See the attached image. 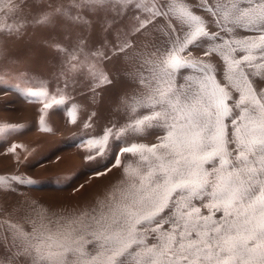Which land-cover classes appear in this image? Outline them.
<instances>
[{"label": "snow or ice", "instance_id": "obj_1", "mask_svg": "<svg viewBox=\"0 0 264 264\" xmlns=\"http://www.w3.org/2000/svg\"><path fill=\"white\" fill-rule=\"evenodd\" d=\"M26 5L0 0V36L58 21L100 27L95 40L78 33L65 36L69 44L53 45L62 88L49 92L46 81L36 88L34 78L20 77L25 94L42 104L41 130L50 131L49 109L63 107L68 122L77 124L81 108L69 85L86 83L95 98L113 84L106 65L114 59L131 64L126 75L143 91L121 97L126 123L84 141L87 160L106 156L114 145L116 166L120 155L136 158L123 168L121 186L92 214L57 221L54 232L43 223L27 231L0 222V264H264V0H69L57 6L32 0L31 20ZM160 18L167 25L162 34ZM193 49L208 59L192 56ZM9 77L0 76V87ZM96 115L84 129L93 128ZM152 133L154 143H126ZM13 182L34 183L0 176L5 190H14Z\"/></svg>", "mask_w": 264, "mask_h": 264}, {"label": "rangeland", "instance_id": "obj_2", "mask_svg": "<svg viewBox=\"0 0 264 264\" xmlns=\"http://www.w3.org/2000/svg\"><path fill=\"white\" fill-rule=\"evenodd\" d=\"M69 0H44L45 5L54 6L67 4ZM189 5H195L198 0H186ZM32 0H27L24 16L32 19L37 11L31 7ZM31 8V12H30ZM196 14L205 15L194 9ZM82 15L89 21H94L87 12ZM206 19H209L205 16ZM163 18L158 20L159 33L166 28ZM215 31L214 26H209ZM100 31L98 24L64 25L58 21L48 28H39L31 24L25 26L18 36H0V47L5 49V55L0 56V76L10 74L5 81V87H0V176L23 177L34 181L32 184L12 183L14 190H5L8 184H0V222L5 220L31 231L32 223H43L53 232L57 221L64 224L83 214H92L101 202H106L110 195L121 186L124 180L123 168L135 162L131 154L120 155V166H116L119 146L114 145L109 154L87 160L89 155L84 141L90 135L101 134L105 126L117 127L126 123L129 114L121 104V97L128 93L143 91L139 84L132 83L126 75L131 71V64H125L123 57L107 63L113 84L93 98L86 83L77 81L69 85L68 93L72 101L77 103L81 111L78 113V123L68 122L66 111L62 108L49 109L45 116V126L50 131H43L39 125L42 104L36 98L26 95L21 82V76L34 78V87L40 86V81L47 82L49 92H55L57 86L64 85V78L59 76L61 62L53 47L56 43L69 44L65 36L75 39L79 33L82 36L91 34L93 40ZM243 35V33H241ZM163 39V36H159ZM131 54V53H129ZM192 56L207 60L203 51L191 50ZM188 55V53H184ZM213 62L222 64L219 57H213ZM13 83L20 84L19 89L11 87ZM70 106V103H69ZM95 112L92 129H84L83 123ZM157 133L139 138L129 136L126 143H154ZM13 145H18L15 151H9ZM94 155V154H93ZM43 218V219H42ZM3 229L0 228V249L3 248Z\"/></svg>", "mask_w": 264, "mask_h": 264}]
</instances>
